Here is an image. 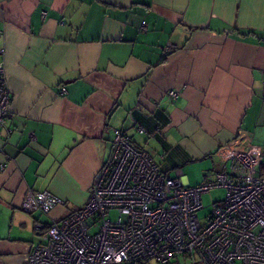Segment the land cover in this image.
Masks as SVG:
<instances>
[{"label":"crops","instance_id":"crops-1","mask_svg":"<svg viewBox=\"0 0 264 264\" xmlns=\"http://www.w3.org/2000/svg\"><path fill=\"white\" fill-rule=\"evenodd\" d=\"M0 32V264L87 201L114 129L188 186L264 146V0H0ZM29 189L63 204L26 212Z\"/></svg>","mask_w":264,"mask_h":264},{"label":"built area","instance_id":"built-area-1","mask_svg":"<svg viewBox=\"0 0 264 264\" xmlns=\"http://www.w3.org/2000/svg\"><path fill=\"white\" fill-rule=\"evenodd\" d=\"M177 47L169 42L164 54ZM166 94L173 99L178 91ZM10 102L0 60V127L7 132ZM230 156L229 170L188 186L180 170L175 176L163 173L147 151L114 129L87 201L50 224L35 223L38 241L28 263L171 264L180 259L188 264H264V146L250 144ZM214 187L226 189L224 200L200 219V196ZM60 204L63 200L48 190L29 189L21 206L48 214Z\"/></svg>","mask_w":264,"mask_h":264},{"label":"rangeland","instance_id":"rangeland-1","mask_svg":"<svg viewBox=\"0 0 264 264\" xmlns=\"http://www.w3.org/2000/svg\"><path fill=\"white\" fill-rule=\"evenodd\" d=\"M226 194V189L224 187H214L201 194V204L202 208L198 211V216L200 219L204 218L208 215L210 210L212 209V205L214 203L222 202L224 200ZM110 218H114L115 212L112 211L109 214ZM181 262V264H188V262H184L182 260L174 259L171 264H178L177 262Z\"/></svg>","mask_w":264,"mask_h":264}]
</instances>
